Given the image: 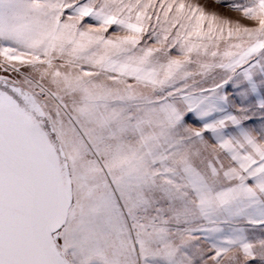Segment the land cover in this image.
<instances>
[{"label":"snow or ice","instance_id":"obj_1","mask_svg":"<svg viewBox=\"0 0 264 264\" xmlns=\"http://www.w3.org/2000/svg\"><path fill=\"white\" fill-rule=\"evenodd\" d=\"M0 0V264H264V0Z\"/></svg>","mask_w":264,"mask_h":264},{"label":"rangeland","instance_id":"obj_2","mask_svg":"<svg viewBox=\"0 0 264 264\" xmlns=\"http://www.w3.org/2000/svg\"><path fill=\"white\" fill-rule=\"evenodd\" d=\"M200 3L205 4L209 10L224 11L222 6L214 5L213 0H199Z\"/></svg>","mask_w":264,"mask_h":264}]
</instances>
